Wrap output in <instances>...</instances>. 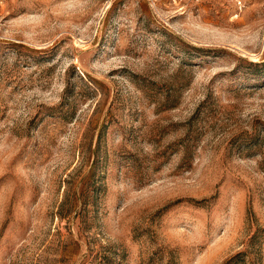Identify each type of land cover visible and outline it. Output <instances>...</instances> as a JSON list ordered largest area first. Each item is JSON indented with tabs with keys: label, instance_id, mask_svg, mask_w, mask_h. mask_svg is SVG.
<instances>
[{
	"label": "rangeland",
	"instance_id": "rangeland-1",
	"mask_svg": "<svg viewBox=\"0 0 264 264\" xmlns=\"http://www.w3.org/2000/svg\"><path fill=\"white\" fill-rule=\"evenodd\" d=\"M0 264H264V0H0Z\"/></svg>",
	"mask_w": 264,
	"mask_h": 264
}]
</instances>
